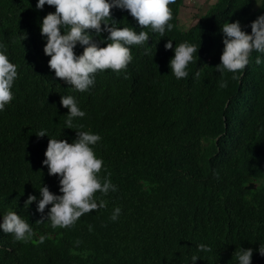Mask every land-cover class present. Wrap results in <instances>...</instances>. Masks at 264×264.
Masks as SVG:
<instances>
[{"label": "trees", "instance_id": "1", "mask_svg": "<svg viewBox=\"0 0 264 264\" xmlns=\"http://www.w3.org/2000/svg\"><path fill=\"white\" fill-rule=\"evenodd\" d=\"M258 2L217 0L182 28L185 0H173L172 29L161 34L145 26L149 43L130 45L126 68L100 70L94 85L79 91L48 63L41 21L55 6L0 0V42L19 73L12 101L0 110V220L16 210L34 229L24 242L0 228V264H190L194 253L201 256L196 264H236L242 246L256 249L252 264H264V63H256L264 52L253 50L235 75L216 66L222 24L239 19L251 32V21L264 13V0ZM111 11L118 27H144L128 9ZM183 41L197 51L188 76L177 79L170 59ZM84 47L78 43L75 50ZM63 94L75 95L86 110L73 118L74 126L101 134L93 145L104 159L100 175L111 173L118 190H98L107 207L54 228L40 220L51 204L41 213L38 201L25 202L30 194L39 197L44 183L60 192L59 174H50L43 160L49 135L69 142L78 136L65 124L70 108ZM40 129L48 134L38 135ZM252 181L257 187L248 189ZM117 205L122 212L112 220ZM200 242L211 251L200 250Z\"/></svg>", "mask_w": 264, "mask_h": 264}, {"label": "clouds", "instance_id": "2", "mask_svg": "<svg viewBox=\"0 0 264 264\" xmlns=\"http://www.w3.org/2000/svg\"><path fill=\"white\" fill-rule=\"evenodd\" d=\"M46 3L55 6V11H49L41 21V31L47 40L45 52L50 54L48 63L57 77L64 78L79 91L89 90L95 83V73L100 70L111 68L119 72L126 68L133 59L130 45L149 43L150 35L149 31L144 30L145 26L161 34L174 27L170 23L173 16L170 4L173 0H37L36 7L42 9ZM257 3L260 4L258 0ZM117 6L130 10L139 25L144 27L137 31L128 25L118 27L112 23L109 19H114L111 10ZM251 29V32L247 31L239 19L222 24L224 49L221 63L216 65L219 71L227 69L235 75L237 70L249 64L253 50L264 52V13L251 21ZM104 32H108V35L103 36ZM97 36L101 39H95ZM102 41L107 43L102 44ZM78 43L85 45L80 53L75 50ZM165 46L173 48L172 39ZM5 47L0 42V110L12 101L13 84L19 75L18 64L10 60L3 50ZM196 51L197 45L189 41L176 44L170 67L177 79L188 76L187 66L194 59ZM256 63H264V58L258 55ZM195 75L198 77L200 72L197 71ZM221 85L227 86V80L222 81ZM61 100L64 106L70 108L65 124L78 129V136L69 142L66 137L49 135L43 163L48 166L50 174H59L60 192L52 191L44 183L39 187V197L35 193L30 194L25 202L27 207L33 201H38L41 213H45L51 204L40 220H50L54 228L67 227L74 224L82 214L107 207L105 199L98 200V190L103 195L118 190V185L111 179V173L100 175L104 159L96 154L93 145L102 139L101 134L83 130V125L74 126L73 118L85 116L86 110L79 105L78 98L73 94H63ZM45 133L48 134L47 129L37 132L40 136ZM121 212L122 208L117 205L111 219L117 220ZM0 228L13 233L19 241L27 242L34 235L32 225L16 210L9 209L3 213ZM43 239L41 236L40 240ZM198 248L211 251V245L204 242H200ZM254 251L256 249L253 247H239L234 253L236 264H252ZM259 252L264 255V243H260ZM200 257L194 253L190 264H196Z\"/></svg>", "mask_w": 264, "mask_h": 264}, {"label": "rangeland", "instance_id": "3", "mask_svg": "<svg viewBox=\"0 0 264 264\" xmlns=\"http://www.w3.org/2000/svg\"><path fill=\"white\" fill-rule=\"evenodd\" d=\"M217 0H185L179 14L182 28H188L196 22V15L204 13Z\"/></svg>", "mask_w": 264, "mask_h": 264}, {"label": "water", "instance_id": "4", "mask_svg": "<svg viewBox=\"0 0 264 264\" xmlns=\"http://www.w3.org/2000/svg\"><path fill=\"white\" fill-rule=\"evenodd\" d=\"M256 187H257V183L255 181H252L249 184H247L248 189H252V188H256Z\"/></svg>", "mask_w": 264, "mask_h": 264}]
</instances>
